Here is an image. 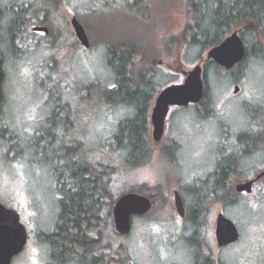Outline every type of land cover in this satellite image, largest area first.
<instances>
[{
  "label": "rangeland",
  "instance_id": "1",
  "mask_svg": "<svg viewBox=\"0 0 264 264\" xmlns=\"http://www.w3.org/2000/svg\"><path fill=\"white\" fill-rule=\"evenodd\" d=\"M16 1L0 0L1 93L8 99L9 129L20 139L17 148L0 141V202L20 213L29 241L12 264H57L46 241L59 216L60 193L53 171L68 163L70 157H64L65 153L75 158L78 150L82 158L88 144L96 148L92 149L93 160L104 165V172L116 170L115 196L140 188L150 193L154 204L150 214L134 219L130 235L113 234V241L108 240L117 264H193L195 247L189 237H194L195 229L175 211L174 191L183 196L181 188L204 185L223 154L241 153V136L245 137L243 147L250 150L251 138H256L259 148L244 160L243 176L233 178V189L264 168V65L246 59L232 71L211 69L207 110L202 104L173 107L161 144H154L150 128L155 150L150 162L126 169L119 154L107 144L120 120L132 115L122 105L109 104L105 97L102 100V90L115 87L108 65L109 48L123 42L142 48L144 64L156 70L161 85L158 94L171 84L182 83V71L204 61L210 50L189 48L183 41L191 0H37L41 8L15 16L17 22L22 18L28 22L20 29V44L14 49L9 45L12 25L6 5ZM214 1L199 2L210 8ZM54 4L59 6L54 8ZM73 16L86 29L89 49L75 37ZM47 21L52 23V36L51 32L32 31L35 26L47 27ZM261 40L264 44V38ZM91 85L97 87L94 97L88 94ZM235 86L240 87L237 94ZM55 106L62 108L53 114ZM42 140L41 149H32L34 142ZM76 141L85 143L83 148ZM170 147L171 154L165 151ZM236 195L240 197L238 205L224 209L216 204L208 209L204 247L226 264H264V179L256 184L253 194ZM221 211L236 224L241 237L235 245L219 249L215 217Z\"/></svg>",
  "mask_w": 264,
  "mask_h": 264
},
{
  "label": "trees",
  "instance_id": "2",
  "mask_svg": "<svg viewBox=\"0 0 264 264\" xmlns=\"http://www.w3.org/2000/svg\"><path fill=\"white\" fill-rule=\"evenodd\" d=\"M199 1L189 2L191 11L183 39L187 47L198 46L202 50H209L219 45L228 31L243 29L241 37L246 44L245 60H255L264 65V44L261 40L264 38V0H216L210 8L201 5ZM9 12L12 25L9 45L15 49L16 44L19 43V31L23 30L28 22L23 18L21 23L17 22V14L27 11L9 9ZM1 15L0 8V24ZM46 25L50 28L52 36V23L47 21ZM249 35L251 38H248ZM38 43L36 45H39ZM114 45L117 47L109 48L108 65L114 73L115 87L104 88L106 91L102 90V100L105 97V101L109 104L122 105L124 109L130 110L132 115L120 120L116 134L112 135L111 140L108 139L107 144L109 150L119 154L124 162V168L138 169L150 162L155 153L150 134V114L161 85L156 80V70L145 65L147 61H144L142 48L128 42ZM211 69L220 73L223 70L212 61L204 65L206 92L200 104L205 105V110L209 104L205 100L211 91L208 82V73ZM96 93L97 87L91 85L88 89L89 97H94ZM7 108L8 99L0 91V141L6 140L11 148H17L20 139L9 129ZM61 108L55 106L53 114ZM244 139V136L239 138L238 149L241 153L239 155L237 153L236 156L223 154L217 161L215 170L206 178L204 185L199 187L189 185L181 188L184 193L182 196L185 199H183L184 205L187 204L185 219L189 220L190 227L193 226L195 229L194 237H189L191 246L195 247L192 253L193 264H226L222 259H216L208 253L203 244V230L207 227L209 208L221 204L227 209L240 202V197L232 187L233 178L243 176L244 160L253 156L256 148H259L255 144L256 138H251L253 147L250 150L246 149L243 147ZM43 141L34 142L32 149H41ZM76 144H80L79 147L83 148L85 143L76 141ZM88 146L82 158L78 150L76 153L79 156L75 158L76 155L65 153L67 156L63 155L64 157H70L68 163L63 164L61 169L53 171L57 190L60 193L59 216L55 231L46 241L51 250V257L57 264L118 263L115 255L109 252L112 248L110 241H113L111 237L113 234L116 235L111 222V209L118 198L112 192L113 175L116 170L111 173L104 172V165L93 160L92 149L94 151L96 148L90 144ZM165 151L171 154V147L166 148ZM129 192L145 195L152 200L146 190L132 189L122 194ZM105 238L110 241L106 243Z\"/></svg>",
  "mask_w": 264,
  "mask_h": 264
},
{
  "label": "water",
  "instance_id": "3",
  "mask_svg": "<svg viewBox=\"0 0 264 264\" xmlns=\"http://www.w3.org/2000/svg\"><path fill=\"white\" fill-rule=\"evenodd\" d=\"M74 34L82 47L90 48V39L83 24L76 16L71 19ZM34 32L49 34L48 27L36 26ZM243 29L234 31L219 45L211 48L204 61L195 65L189 71H182L184 80L179 84H171L162 89L157 95L150 114L152 139L157 146L161 144L166 133V122L173 107H188L200 104L206 92L204 81V65L214 62L226 71H232L242 64L246 57V44L241 37ZM3 82V72L0 68V90ZM240 91L235 86L234 93ZM264 179V168L253 178L235 185V193L251 195L258 182ZM174 209L181 218L186 216V208L181 193L176 190L173 194ZM152 200L142 194L129 192L119 196L111 209L112 226L116 236L125 237L133 230L135 218H142L151 212ZM241 234L236 224L224 212H218L215 217V241L221 249L232 246L240 240ZM28 230L21 221L20 214L0 202V264H12L13 259L20 255L28 242Z\"/></svg>",
  "mask_w": 264,
  "mask_h": 264
},
{
  "label": "flooded vegetation",
  "instance_id": "4",
  "mask_svg": "<svg viewBox=\"0 0 264 264\" xmlns=\"http://www.w3.org/2000/svg\"><path fill=\"white\" fill-rule=\"evenodd\" d=\"M8 9H14L15 11H30L31 9H33L34 7H39L41 8L40 6H42V3L41 2H37V0H19V2H14L10 5H6ZM59 5L58 4H54L53 7H58ZM43 8V7H42ZM36 27V26H35ZM44 27V26H42ZM46 27V26H45ZM49 29V27H48ZM73 30V29H72ZM236 31V30H234ZM233 31V32H234ZM74 32V31H73ZM41 33V32H39ZM49 34H50V29H49ZM48 34V35H49ZM242 34V33H241ZM76 37V36H75ZM77 39V38H76ZM78 41V40H77ZM3 204V203H2ZM13 209V208H12ZM16 210V209H15ZM17 211V210H16ZM18 212V211H17ZM19 213V212H18ZM20 214V213H19ZM21 216V215H20ZM29 235V233H28ZM28 241H29V238H28ZM28 243V242H27ZM27 246V245H26ZM26 248V247H25ZM24 248V250H25ZM23 250V251H24ZM23 253V252H22ZM16 258V257H15ZM14 260V259H13Z\"/></svg>",
  "mask_w": 264,
  "mask_h": 264
},
{
  "label": "snow or ice",
  "instance_id": "5",
  "mask_svg": "<svg viewBox=\"0 0 264 264\" xmlns=\"http://www.w3.org/2000/svg\"><path fill=\"white\" fill-rule=\"evenodd\" d=\"M28 74H29V73H28L27 69H25V75H28ZM30 118H31V117H30ZM154 231H159V229H158V228H155Z\"/></svg>",
  "mask_w": 264,
  "mask_h": 264
},
{
  "label": "bare ground",
  "instance_id": "6",
  "mask_svg": "<svg viewBox=\"0 0 264 264\" xmlns=\"http://www.w3.org/2000/svg\"><path fill=\"white\" fill-rule=\"evenodd\" d=\"M164 89V88H163Z\"/></svg>",
  "mask_w": 264,
  "mask_h": 264
}]
</instances>
